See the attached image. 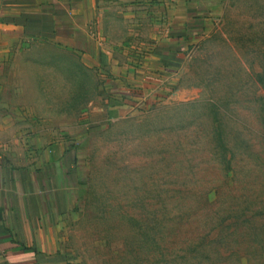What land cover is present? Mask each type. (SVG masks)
I'll use <instances>...</instances> for the list:
<instances>
[{
    "label": "rangeland",
    "instance_id": "obj_1",
    "mask_svg": "<svg viewBox=\"0 0 264 264\" xmlns=\"http://www.w3.org/2000/svg\"><path fill=\"white\" fill-rule=\"evenodd\" d=\"M218 12L167 93L122 117L102 69L53 42L23 39L4 68L7 153L42 137L71 160L61 244L76 264H264V0Z\"/></svg>",
    "mask_w": 264,
    "mask_h": 264
},
{
    "label": "crops",
    "instance_id": "obj_2",
    "mask_svg": "<svg viewBox=\"0 0 264 264\" xmlns=\"http://www.w3.org/2000/svg\"><path fill=\"white\" fill-rule=\"evenodd\" d=\"M222 1L0 0V83L23 39L53 42L102 69L101 77L116 85L109 111L122 117L136 101L167 93ZM110 14L128 39H113ZM0 114L1 131L19 129L3 108ZM45 144L38 138L31 155L18 145L17 155L0 141V264H76L61 244L62 215L74 201L71 160L60 148L47 153Z\"/></svg>",
    "mask_w": 264,
    "mask_h": 264
}]
</instances>
